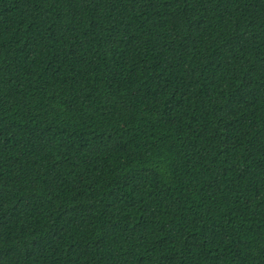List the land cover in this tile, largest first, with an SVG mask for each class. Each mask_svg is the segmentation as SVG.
I'll return each instance as SVG.
<instances>
[{"label": "trees", "instance_id": "1", "mask_svg": "<svg viewBox=\"0 0 264 264\" xmlns=\"http://www.w3.org/2000/svg\"><path fill=\"white\" fill-rule=\"evenodd\" d=\"M0 264H264V0H0Z\"/></svg>", "mask_w": 264, "mask_h": 264}]
</instances>
